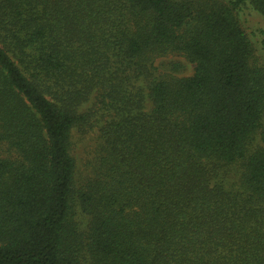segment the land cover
Returning <instances> with one entry per match:
<instances>
[{
    "label": "trees",
    "instance_id": "16d2710c",
    "mask_svg": "<svg viewBox=\"0 0 264 264\" xmlns=\"http://www.w3.org/2000/svg\"><path fill=\"white\" fill-rule=\"evenodd\" d=\"M247 12L264 25V0H0V264H264Z\"/></svg>",
    "mask_w": 264,
    "mask_h": 264
},
{
    "label": "rangeland",
    "instance_id": "374dc122",
    "mask_svg": "<svg viewBox=\"0 0 264 264\" xmlns=\"http://www.w3.org/2000/svg\"><path fill=\"white\" fill-rule=\"evenodd\" d=\"M252 14V15H251ZM250 12H247L246 15L244 16L246 18V26L248 28L247 32L254 31L258 28L264 29V25L262 23L259 24L260 20L259 18ZM243 20V18H242ZM255 42L258 41V39L254 40ZM261 63H263V60L259 59ZM170 64H179V69L176 70L174 73L178 77H188L192 74L193 72V66L188 63L186 60H184L181 57L178 56H169L166 58H161L155 61L154 66L158 69L159 71H169L171 67ZM73 151L72 155L76 160L77 168L80 169V171L84 168H82L83 164L85 163L86 159H88L87 153L90 149V147L93 145V135H87L86 137H74L73 139Z\"/></svg>",
    "mask_w": 264,
    "mask_h": 264
}]
</instances>
